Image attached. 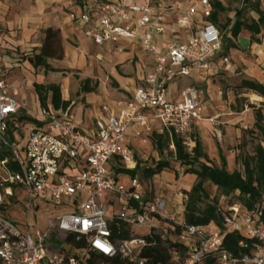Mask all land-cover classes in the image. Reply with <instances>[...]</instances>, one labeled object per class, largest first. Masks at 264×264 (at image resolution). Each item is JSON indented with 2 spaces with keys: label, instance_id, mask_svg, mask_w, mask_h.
Listing matches in <instances>:
<instances>
[{
  "label": "built area",
  "instance_id": "obj_1",
  "mask_svg": "<svg viewBox=\"0 0 264 264\" xmlns=\"http://www.w3.org/2000/svg\"><path fill=\"white\" fill-rule=\"evenodd\" d=\"M158 1L159 12L154 16L149 5L137 7L126 0L103 2L97 9L82 5L79 19L86 39L97 46L128 39L152 59L144 86L124 104L115 103L117 115L97 120L93 136L76 126L68 108L45 107L34 117L40 123L29 129L22 144H17L21 105L17 91L6 80L0 56V264H86L89 253L143 264L138 255L147 246L144 236L155 232L164 221L170 230L180 228L177 240L189 252L184 264H199L208 253L218 264H264V216L260 210L248 212L236 203L228 207L224 215L227 230L257 241L251 255L235 256L221 248L223 235L214 226H187L167 211L164 196L147 199L136 177L130 178L125 187L111 168L114 159L124 168H134L136 162L125 145L126 130L136 127L135 135L141 137L150 131L148 119L159 123L160 133L179 137L185 152L192 155L195 142L191 128L201 119V93L187 86L180 91L179 100L172 101L167 98V87L193 70H207L216 57L222 65L228 64L222 56L224 32L213 24L203 26L185 44H168L159 52L154 37L163 33L166 0ZM200 3L209 6L207 0ZM136 12L143 15L133 27L121 25L131 21L130 14ZM179 24L190 26L188 14ZM148 27L151 32L141 35L140 31ZM100 109L108 111L105 105ZM169 149L173 150L172 143ZM20 190L27 200V210L34 201H45L65 203L74 212L56 217L44 232H23L6 216ZM32 209L38 210V206ZM114 222L146 232L113 242L110 224ZM166 235L165 229L163 239ZM78 241L83 242L81 249L74 245ZM171 256L178 262L177 252H171Z\"/></svg>",
  "mask_w": 264,
  "mask_h": 264
},
{
  "label": "crops",
  "instance_id": "obj_2",
  "mask_svg": "<svg viewBox=\"0 0 264 264\" xmlns=\"http://www.w3.org/2000/svg\"><path fill=\"white\" fill-rule=\"evenodd\" d=\"M114 1L116 0H82V2L79 0H0L2 68L6 80L17 91V100L21 105L18 117L19 130L15 136L17 144H22L29 129L40 123L34 118L35 114L42 109L34 91L35 84L58 85L61 88L62 101L70 102L67 108L73 122L88 136L94 135V125L97 120L105 121L108 116L117 115L116 102L124 104L137 88L144 86V79L152 68V59L140 49L138 44L128 39H121L117 43L97 46L83 36V25L79 19L82 5L86 4L97 9L103 2ZM126 1L137 7L149 5L153 16L159 12L158 0ZM200 1L166 0L164 2L163 33L154 37V44L159 52L164 51L168 44H185L203 26L212 24L208 21V17L212 12L210 3L213 0H207L208 7L201 5ZM215 1L225 9L218 14L217 25H213L224 32L222 56L228 59V64L222 65L220 57H216L209 62L207 70H193L189 76L175 79L167 87V98L177 101L183 88L187 86L197 88L201 93L199 100L201 119L192 125V138L194 142L196 140L200 142L202 151L217 166L220 164L218 162L220 150L228 170L230 162L237 157L235 156L237 151L232 149L236 143L235 138L241 136L242 129L251 128L255 122L253 109L245 105L237 109L233 106L234 101L243 94L234 96L229 90L232 87H239L242 81L264 85V30L255 36L259 43L252 40L251 33L246 29H241L236 37H232L229 29L238 12L239 18L248 22L256 21L258 15L250 8H243L241 0ZM260 2L264 4V0ZM260 9L264 10L261 6ZM185 14H188L189 27L179 24L181 17ZM142 15L141 12L131 13L132 20L123 21L121 25L132 24L133 27ZM227 21H229L228 27L221 29L220 27ZM46 30L57 32L60 41L61 58L46 59V63L55 70L54 72H45L41 67L34 68L28 61V58L39 53ZM146 32H151V29L143 28L140 34L143 35ZM17 50L23 53L25 59L13 58V52ZM72 74H76L79 80L71 85ZM86 79L97 81L94 92H81L82 82ZM71 86L72 95L69 92ZM25 90L28 93L23 94L22 101L20 94ZM241 90L244 92V89ZM247 93L249 99L250 95L254 94L249 91ZM258 97L259 101L254 102L260 105L255 107L253 102H250V105L264 115V98ZM25 100L31 101L33 108L29 110L32 112L26 109L28 103L25 104ZM78 102H80L79 105ZM103 105L108 108V111L100 109ZM46 107H51L50 94ZM146 114L149 115L148 112ZM203 116H207V119H203ZM215 119H219L223 124V143L219 144L208 134V132H217L210 124L214 123ZM148 126L150 131L145 132L141 137H136V127L126 130L125 145L132 152L135 162L138 158H145L146 145L150 144L149 136L163 134L160 133V125L157 121L148 119ZM141 138H144L145 142H142ZM229 147L232 151L228 150ZM178 167L179 169L163 170L158 174L159 178L174 180L179 177V187L188 192L195 183V176L184 173L180 175L178 171L183 167L179 165ZM160 184L161 190L165 188L164 186L172 189V186ZM158 195L160 194L155 193L152 198ZM165 199L167 211L175 213L176 217L180 216L183 198L171 200L166 197Z\"/></svg>",
  "mask_w": 264,
  "mask_h": 264
},
{
  "label": "trees",
  "instance_id": "obj_3",
  "mask_svg": "<svg viewBox=\"0 0 264 264\" xmlns=\"http://www.w3.org/2000/svg\"><path fill=\"white\" fill-rule=\"evenodd\" d=\"M241 4L243 8L252 9L258 15V19L256 21L250 20L249 22L241 20L238 12L232 26H230L229 32L232 37H236L241 29H246L251 33L252 40L259 43L255 36L260 34L261 30H264V10L260 9V0H241ZM210 6L212 12L208 17V21L217 25L218 14L225 9L215 0L211 1ZM228 25L229 21L220 28L224 30ZM44 34L39 53L28 58V61L34 68L41 67L45 72H54L55 70L46 63V59L61 58L59 36L57 32L52 30H46ZM90 83L89 79L82 82V93L95 91L97 83L95 82L92 86H90ZM239 88L264 98V85L256 82L242 81ZM34 91L42 108L46 107L49 94L50 106L53 110H64L70 104V102L62 101L58 85L42 86L35 84ZM254 94L250 95V100L259 101V97ZM248 108L254 111L255 122L253 127L259 131L262 137L261 142H264V115H262L260 110H256L251 105ZM149 138L157 152L162 153L166 149L168 160H172L179 166L186 168L184 171L185 175L195 176L196 180L191 189L188 192H184L185 202L179 219L187 226L206 228L212 225L223 235L221 246L223 250L235 256L251 255L257 244L256 239L249 238L236 231L227 230V226L224 223V215L227 214V211L219 207L216 199L209 198L204 188V183L207 182L215 187L221 197L228 199L236 195V202L233 203L239 204L248 212L260 210L262 216H264V146L259 143L254 147L252 155L244 154L235 158V161H239L241 164L242 172H240L239 170H227L226 161L221 155L220 150V164L219 166L213 164L202 151L200 142L197 140L195 141L193 154L189 155L185 152L180 138L174 134L171 137L168 133L152 134ZM170 143L173 145L172 151L169 150ZM139 164L138 160L134 168L127 169L117 159H114L110 165L116 175L125 173L130 178L138 176L140 172L142 178L151 179L163 170L170 169V162L162 159L156 162L153 168L141 169V171ZM162 226L167 230L166 237L163 239L162 234H157L154 231L145 235L144 239L147 242V246L141 250L138 258L144 260L143 264H184V260L188 257L189 252L177 240L180 228L175 226L173 230H170L169 223L165 221L162 223ZM131 229L120 222L111 223V240L115 242L129 239L132 236ZM241 244L244 246H241ZM74 245L77 249H81L83 242H74ZM173 251L178 253V262L173 261L171 256V252ZM86 264H137V262L129 263L120 258V256L107 258L97 253H89ZM199 264H218V261L216 257L212 256V253H208L203 256Z\"/></svg>",
  "mask_w": 264,
  "mask_h": 264
},
{
  "label": "rangeland",
  "instance_id": "obj_4",
  "mask_svg": "<svg viewBox=\"0 0 264 264\" xmlns=\"http://www.w3.org/2000/svg\"><path fill=\"white\" fill-rule=\"evenodd\" d=\"M260 6L261 8H264V4H261V2H260ZM13 53H14V57H13L14 59H25V57L23 56V53L19 52L18 50L14 51ZM78 80H79V77L76 74H72L70 84L72 85V83H76V81ZM81 82H79V84ZM94 82H97V81L95 79H92L90 86H92ZM108 84L110 85V82ZM71 88L72 86L70 87L69 92L72 95ZM194 88L197 89L196 87ZM230 89L231 90L229 91H231V93L234 96L243 94L242 97L234 101V105H233L234 108L235 107L236 109L241 108L243 107V105H245L248 108V106L251 104L250 102H253L255 107H258L260 105L257 102L250 101L246 90H244L243 92L239 87H232ZM27 93H28L27 90L21 92L20 99L22 101L24 100L22 98L23 94H27ZM61 98H62V93H61ZM24 103L25 104L28 103V106L26 109L28 111H31L29 110L33 108L31 101L25 100ZM79 104L80 102H78V105ZM75 115L76 116L78 115L77 110L75 112ZM205 117L203 116V119H207V116ZM210 124L212 125L214 129L217 130V132H213V133L208 132L209 137H211L217 144L223 143V136H224V133L222 130L223 124H221L219 119H215L214 123H210ZM261 140H262V137L259 131H257L253 126L251 128L246 127V129H242L241 136L239 138L237 137L235 138L236 143H235L234 148H232L233 151L235 152L237 151V154H235V156L236 155L242 156L244 154L252 155L254 147L257 144L260 143L262 146H264V142H261ZM149 143L150 144L147 143L149 146L146 145L147 148L144 152L145 158H138L140 162L139 164L140 171L141 169L153 168L155 166V163L158 162L160 159L167 160L170 162V170L174 168L179 169L177 163H175L172 160H168L166 149H164L162 153L157 152L153 144L151 143L150 138H149ZM228 150L232 151L231 147H229ZM228 159L230 160V158ZM185 170L186 168L183 167L178 172L181 175L182 173H184ZM232 170H239L240 172H242V167L239 161H235L234 159L233 161L230 162V164L228 165V171H232ZM159 177H160L159 175H155L151 179H145L141 177L140 172L138 173V176H136L138 181L142 184V187L144 189L147 199H151L152 196H154V194L157 193V194L163 195L165 198L166 197L171 198V200L183 198L182 200L184 204L185 202L184 192L185 191L181 189V187H179L178 185L179 177L174 178V180L172 179L167 180L166 178H159ZM129 179H130V176L125 173H121L118 175L119 182L125 187H128ZM160 183H163L164 185L172 186V189L170 187L164 186L165 188L160 187V188H163V190H161L159 189V185H161ZM204 188L210 199L217 200V203L221 209H224L227 211L228 207L231 206L233 202H236V195H233L228 199L221 197L219 193L217 192L216 188L207 182L204 183ZM17 194H18L17 199L12 201V206L9 208V211L6 213V216L21 231L29 232L32 235H33L34 230H38L40 232L46 231L48 228V223L50 221H53L56 217L61 216V215L71 214L74 212L73 209L67 206L65 203H63L62 205H55V204L45 202V201H34L32 208H34L35 206H38V210H33L32 208L27 210V207H28L27 200L25 199L22 190L18 191ZM180 215H181V212H180ZM164 230H165V227L161 225L159 226V228H157V230H155V232L157 234H163ZM145 232H146L145 229L139 228V227H135L131 229L132 236H141Z\"/></svg>",
  "mask_w": 264,
  "mask_h": 264
}]
</instances>
